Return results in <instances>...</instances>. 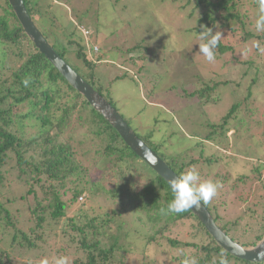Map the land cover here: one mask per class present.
<instances>
[{
    "label": "rangeland",
    "instance_id": "1",
    "mask_svg": "<svg viewBox=\"0 0 264 264\" xmlns=\"http://www.w3.org/2000/svg\"><path fill=\"white\" fill-rule=\"evenodd\" d=\"M44 1L48 12H44L46 19L42 18V21L49 22L54 31L52 34L59 38L62 45L74 50L76 46L73 42H82V37L75 28L79 18L85 20L95 33L90 41L99 43L101 47L98 56V81L109 92L106 94L104 91V94L109 96L136 134L147 145H161L160 154L167 161L172 162L171 158L180 154L184 155L186 162L198 158L200 163L192 170L199 173L201 181L211 179L218 182L217 195L210 205L223 225L231 228L230 235L240 245L252 242L259 236L261 223L264 222V57L257 59V84L251 90L252 97L245 101L250 97L247 88L256 71L252 69L248 72L247 66L240 62H246L254 52L250 51L249 57L242 56L245 47H240L234 54L229 52L209 62L200 52V46L205 44L204 39L195 32L196 28L203 29L206 26L198 22L202 15L194 0H178L176 3L172 0ZM40 2L44 4L43 0ZM245 4V10L250 11L249 17L255 20L258 1L246 0ZM52 13L59 19L55 25L53 20L50 21ZM219 34L226 46H240L242 42L241 33L233 36L229 31H221ZM138 44H142L146 53H128L137 48ZM142 55L147 61L139 62L136 59ZM131 56H134L137 64L134 63L135 60L131 61ZM212 80L220 83L216 94L221 100L218 107H206L205 114L199 106L189 108L184 103L178 105L177 100H183L185 91L198 89L204 83L212 85ZM224 82L231 84L226 85ZM238 84L241 88H238ZM191 102V99L185 101ZM236 102L241 103L242 107L237 117L233 115V119L224 125V135L216 136L213 141H205L203 147H200L198 144L213 131L212 125L218 124L221 127L222 119ZM19 111L28 112V109L20 107ZM27 124L26 137L31 138L30 136L38 133V123L34 120ZM75 124L74 130L68 131L61 142H70L73 147L78 148L79 140L90 137L92 139L84 145L83 150H99L100 141L91 136L88 124ZM212 156L217 157L218 161L211 167L208 165V168L205 160ZM88 157L92 158L90 162L82 161L87 169L88 179L83 176L81 185H88L93 197L84 195L82 200L78 199V204L93 210L101 207V212L104 213L112 208L114 200L107 193L114 187L108 176V160L99 159V155L94 152ZM141 164L137 162L136 166ZM13 167L14 165L8 169L9 180L18 173L13 171ZM151 176H154L152 172L148 179ZM87 180L89 181L85 184ZM94 189L100 191L96 193ZM21 192H25V189L17 188L11 182L3 188L1 196L5 202L17 201L14 202L13 211L20 220L19 229L27 231L29 220L25 210L28 205L19 200ZM121 200L118 197L114 202L120 204ZM77 210L79 207L73 208L68 217L73 216ZM116 218L123 225L119 233L125 235L122 237V244L125 246L123 250L128 252L124 258H121L123 252L119 253L120 259L114 264H183L186 257H195L197 260L207 257V252L202 250L211 243L194 236L191 226L196 224L195 220L178 223L170 233H165L161 238L157 236L158 242L150 243L149 238L154 231L150 230L147 220L140 221L137 214L122 208L117 212ZM114 228L113 232H118V228ZM3 240L4 236L0 232L2 247ZM169 240H176L181 244L174 247ZM53 243V251L46 245L43 246L47 255H40L37 260L34 254L19 252L14 255L15 261L54 264L55 258H58L56 250L59 245L54 241ZM182 244L193 246L184 247ZM72 256L73 254L69 258L70 263ZM214 261L217 262L218 258ZM229 264L241 263L232 260Z\"/></svg>",
    "mask_w": 264,
    "mask_h": 264
},
{
    "label": "trees",
    "instance_id": "2",
    "mask_svg": "<svg viewBox=\"0 0 264 264\" xmlns=\"http://www.w3.org/2000/svg\"><path fill=\"white\" fill-rule=\"evenodd\" d=\"M24 1L32 20L50 45L87 83L116 108L109 96L104 94L108 91L98 81L100 58L97 54V56L93 54L94 42L90 41L95 33L92 32L86 39L79 30L81 26L89 27L85 20L78 19L75 28L79 31L82 42H73L76 49L71 50L62 45L59 38L52 34L54 31L49 22L42 21V18L46 19L44 12H48L45 10L47 9L45 1L43 0V5L41 0L36 3L32 0ZM172 1L176 3L178 0ZM194 1L202 15L198 22L206 26L203 29L196 28L195 32L202 38L211 32L220 36L215 57H223L229 52L235 53L240 47H245L242 56L249 57V52H254L246 62H240L247 66L248 72L252 69L256 71L250 84L248 83L250 97L245 101H249L252 97L251 90L257 84L256 75L259 74L255 64L258 58L264 57V32L256 31V18L255 20L250 18V11L245 10L246 0ZM68 2L71 1L67 0ZM50 21L55 25L59 19L52 13ZM221 31H229L233 36L241 33L243 37L240 46L224 45L219 34ZM204 42L206 43L205 40ZM140 51H143L142 44H138L137 48L129 50L128 53L140 54ZM136 59L139 62L147 61L143 55ZM136 59L131 56V61L135 60V64H137ZM211 82L212 85L204 83L198 89L185 91L183 100H177L178 105L184 103L189 108L196 105L203 112L208 106L218 107L221 100L216 94L220 83L215 80ZM224 83L231 84V82ZM238 88H241V85L238 84ZM188 99L193 102L185 103ZM20 107L27 108L28 112L19 111ZM241 107V103L236 102L228 115L222 119L223 125L221 127H218V124L212 125L213 131L198 145L203 147L205 141H213L216 136H223L224 125L233 119V115L237 117ZM34 120L38 123V133L27 138V123H32ZM76 122L82 125L88 124L92 131L91 136L100 141L99 150L91 148L83 150L84 145L92 139L90 137L79 140V149L73 147L70 142H61V138L68 131L74 130ZM148 146L178 176L192 170L200 163L198 158L186 162L183 154L171 158L172 162L167 161L160 154L161 145ZM92 152L99 155V159L108 160L110 171L108 176L114 184V187L107 192L114 199L113 206L104 213L101 212V207H95L96 210H93L86 205L78 204V199L82 200L84 195L93 197L92 189L89 190L88 185H81L83 176L88 179L87 169L82 161L90 162L92 158L88 156ZM216 161H218L217 157H208L205 166L210 168ZM137 162L142 164L136 166ZM13 165V171L18 173L9 180L8 169ZM150 172L154 176L148 179ZM11 182L16 184L17 188L25 189V192H21L19 200L28 205L25 210L29 220L27 231L19 229L20 220L13 211L14 202L17 201L5 202L1 196L3 188ZM94 190L96 193L100 191ZM118 197L122 198L120 204L114 202ZM172 199L170 186L136 156L109 122L63 78L30 40L9 1L0 0V232L4 236L2 241L4 246L0 244V264H44L38 261L19 263L15 261L14 255L25 252L28 255L34 254L37 260L40 255H47L42 249L43 246L46 245L53 251V241L59 245L56 250L58 257H64L66 264H114L119 258V253L123 252L121 258H124L128 252L123 250L125 246L122 244V237L125 235L119 233L123 225L118 223L116 218L121 208L137 214L140 221L147 220L146 223L151 226L150 230L154 231L153 236L149 238L150 243L158 242L157 236L161 238L165 233H170L178 223L195 220L196 224L191 226L194 236L207 239L211 243L203 248L202 251L207 252V257L199 259L198 264H220L222 259L227 260L228 264L232 260L241 264H264V262L249 263L225 252L190 209L179 214H162L160 209L166 208ZM210 203L211 201L204 205L222 230L231 236V228L223 225ZM75 207H79V210L68 217L69 212ZM262 218L264 219V215ZM114 226L118 228V232H113ZM260 232L252 242H244L242 246L252 248L261 242L264 238V222L261 223ZM232 238L236 240L235 237ZM169 242L174 247L181 244L176 240ZM72 254L70 263L69 258ZM216 257L217 262L214 261Z\"/></svg>",
    "mask_w": 264,
    "mask_h": 264
},
{
    "label": "water",
    "instance_id": "3",
    "mask_svg": "<svg viewBox=\"0 0 264 264\" xmlns=\"http://www.w3.org/2000/svg\"><path fill=\"white\" fill-rule=\"evenodd\" d=\"M24 31L35 47L60 72L63 78L79 93L88 104L101 114L117 131L125 144L148 167L169 186L170 180L178 175L156 154L131 128L118 110L113 107L93 86L87 83L50 45L32 20L24 0H8ZM200 220L214 241L231 256L249 263H263L264 256L259 253L264 250V239L254 248L248 249L235 242L216 223L208 208L201 203L199 207L189 208Z\"/></svg>",
    "mask_w": 264,
    "mask_h": 264
},
{
    "label": "clouds",
    "instance_id": "4",
    "mask_svg": "<svg viewBox=\"0 0 264 264\" xmlns=\"http://www.w3.org/2000/svg\"><path fill=\"white\" fill-rule=\"evenodd\" d=\"M255 29L257 32H264V0H258ZM203 39L206 43L200 46V52L209 62H212L215 59V49L220 41V36L211 32L205 35ZM95 46L99 48V51L95 53L93 50V54L99 56L101 53L100 44L94 43L92 48L94 49ZM25 83H27V81H25ZM218 188V182H214L211 179L201 181L197 171H186L180 176L170 180V189L173 194V199L168 203L166 208H161L160 211L164 215L179 214L189 208L199 207L201 203L208 204L217 195ZM259 255L264 256V250H262ZM54 264H66V260L64 257H58L55 258ZM183 264H198V260L195 257H186L183 260ZM220 264H228V262L222 259Z\"/></svg>",
    "mask_w": 264,
    "mask_h": 264
},
{
    "label": "built area",
    "instance_id": "5",
    "mask_svg": "<svg viewBox=\"0 0 264 264\" xmlns=\"http://www.w3.org/2000/svg\"><path fill=\"white\" fill-rule=\"evenodd\" d=\"M80 31L86 36V39H88L92 34L91 30L85 26H81ZM98 51H99V48L95 46L94 52L97 53Z\"/></svg>",
    "mask_w": 264,
    "mask_h": 264
},
{
    "label": "crops",
    "instance_id": "6",
    "mask_svg": "<svg viewBox=\"0 0 264 264\" xmlns=\"http://www.w3.org/2000/svg\"><path fill=\"white\" fill-rule=\"evenodd\" d=\"M99 42V41H98Z\"/></svg>",
    "mask_w": 264,
    "mask_h": 264
}]
</instances>
